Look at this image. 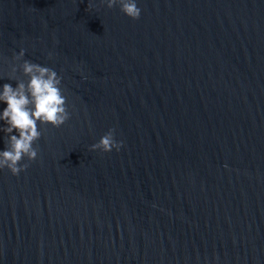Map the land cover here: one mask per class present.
<instances>
[{
  "label": "water",
  "instance_id": "95a60500",
  "mask_svg": "<svg viewBox=\"0 0 264 264\" xmlns=\"http://www.w3.org/2000/svg\"><path fill=\"white\" fill-rule=\"evenodd\" d=\"M136 3L0 0V91L28 60L70 113L0 169V264H264V0Z\"/></svg>",
  "mask_w": 264,
  "mask_h": 264
},
{
  "label": "clouds",
  "instance_id": "9594fccd",
  "mask_svg": "<svg viewBox=\"0 0 264 264\" xmlns=\"http://www.w3.org/2000/svg\"><path fill=\"white\" fill-rule=\"evenodd\" d=\"M106 3L108 8L119 4L120 11L134 20L140 17L141 10L136 0H106ZM24 55L22 49L14 59L20 61ZM18 67L28 77L27 83L17 81L16 87L5 83L0 91V102L7 105L0 114V121H3L0 131L8 137L9 145L6 150L0 151V169L7 168L12 175H19L29 167L28 163L21 164L24 158L29 162L36 160L38 149L33 144L42 135L38 124L59 128L70 119L61 78L57 73L28 60ZM12 72H17L16 65L12 66ZM9 78L14 79V76L9 75ZM14 131L16 134H12ZM114 133V129H109L99 142L91 145L90 150L119 151L123 141H117Z\"/></svg>",
  "mask_w": 264,
  "mask_h": 264
}]
</instances>
